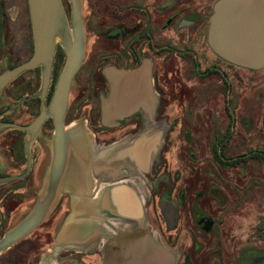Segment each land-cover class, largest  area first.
I'll use <instances>...</instances> for the list:
<instances>
[{
	"label": "flooded vegetation",
	"instance_id": "obj_1",
	"mask_svg": "<svg viewBox=\"0 0 264 264\" xmlns=\"http://www.w3.org/2000/svg\"><path fill=\"white\" fill-rule=\"evenodd\" d=\"M27 1L19 0L20 8ZM94 1L115 14L112 19L103 17L102 32L85 52L70 87L64 117L69 146L65 168L57 180V200L42 223L0 255V264H142L144 260L151 264L152 248L145 247L146 241H142L145 245L138 241L147 235L157 240L158 264H264V253L252 257L244 246L246 240L234 244V230L219 221L218 208H204V199L218 198L217 174L211 168L200 171L199 161L193 159L183 165L182 175H170L165 160L180 135L189 136L186 146L196 150L192 136L201 128L203 105L211 106L221 95L228 105V123L222 134L212 133L213 166L217 171H232L251 161V153L237 157L226 153L234 136V113L229 107L236 67L221 58L208 41L212 16L222 0ZM12 7L10 0H0V75L34 53L33 30L25 54L16 52ZM65 59L64 49L57 45L44 98L42 67L21 73L0 94V153L4 159L0 178L18 176L21 183L18 200L15 191L0 192V239L16 224L12 214L23 219L46 197L54 154V118L48 116L34 135L29 128L49 108ZM113 70L135 73L136 78L119 80L116 110L124 117L108 127L103 123V101L110 99L109 74ZM82 132L90 135L87 148L80 143ZM157 132L166 140L144 176L150 229L138 232L130 230V225L109 224L97 231L98 243L80 244L72 237L60 240L75 200L100 199L108 181L137 180L128 171L123 177L107 179L104 168L95 167L105 156L102 152L115 146L108 155H116L138 136ZM254 152L253 160L264 163V149ZM121 166L132 169L127 161ZM188 171H195L196 176L191 177L200 185L194 191L186 185ZM208 171L211 174L205 175ZM202 172L209 180V191H202ZM60 242L65 247L55 253ZM162 252L173 254V260L167 263L164 256L158 260Z\"/></svg>",
	"mask_w": 264,
	"mask_h": 264
},
{
	"label": "water",
	"instance_id": "obj_2",
	"mask_svg": "<svg viewBox=\"0 0 264 264\" xmlns=\"http://www.w3.org/2000/svg\"><path fill=\"white\" fill-rule=\"evenodd\" d=\"M70 2L72 8L71 33L65 27L66 21L63 20L64 15L61 0H28L34 37V53L26 62L0 75L1 94L4 88L21 73L42 67L43 86L41 96L44 98L50 84L54 53L58 45V43L54 42V27L59 21L64 24L68 40L65 46L60 44L66 56L63 70L59 76L49 108L47 110L44 108L42 115L29 128V132L34 135L40 130L48 116L51 115L54 118V154L46 197L36 205L35 209L26 219L6 232L0 239V255L12 248L42 223L47 217L48 212H50V207L57 200V180L65 168L69 146L64 126L69 91L74 76L82 66L85 57V34L80 5L77 0H71ZM208 41L212 49L221 58L236 66L253 70L264 68V0L220 1L211 19ZM122 77L123 80L127 78L129 81H133L136 78V74L122 73L115 70L110 72V99L103 101V123L108 127L116 125L118 120L124 117L116 110L119 80ZM4 127L17 126L6 125ZM81 134L80 143L87 148L91 144L90 135L85 132ZM164 138L165 136L161 132H157L149 137L140 135L132 143L117 151L116 155L112 154L111 156L108 154L115 146L105 149L102 152L105 155L102 162L95 167L104 168L107 173V179L115 178L118 175L123 177L125 176V172L128 171L132 172L136 177L135 180H137L135 182H127V180L108 181L106 182V190L100 199H93L88 196L78 201L90 198L93 201L100 200L96 206H91H94L97 210H102L111 219L121 217L120 219L136 227L133 231L149 230L144 207L149 192L145 186L146 180L144 176L148 173L153 159L158 158L162 150ZM123 161L129 162L132 165V169L130 170V168L123 166L119 168L120 163H123ZM16 179L18 178L9 179L8 181ZM92 209L88 208V210ZM109 224L114 225L108 221L105 223V226ZM98 238L99 236H94L90 240V243H98ZM143 240L146 241L145 247L150 246L153 250L151 252V264H158L155 256L156 249H159L157 240L150 238L148 235L143 238L138 237L141 245ZM80 244H84V242L80 241ZM64 247L65 243L60 242L54 248V252L58 253ZM163 256L167 263L173 260V254L168 252L160 253L157 259L160 260ZM142 264H145V260Z\"/></svg>",
	"mask_w": 264,
	"mask_h": 264
},
{
	"label": "rangeland",
	"instance_id": "obj_3",
	"mask_svg": "<svg viewBox=\"0 0 264 264\" xmlns=\"http://www.w3.org/2000/svg\"><path fill=\"white\" fill-rule=\"evenodd\" d=\"M13 3L11 8L12 23L16 30V52L24 55L26 43L32 32L31 17L28 6H19V0H10ZM71 0H61L63 20L65 27L72 32V8ZM81 9L85 34V52L92 48L95 36L102 32L101 25L104 16L112 19L115 11L99 5L94 0H77ZM58 45H60L58 43ZM25 47V48H24ZM28 51V50H27ZM235 85L233 97H230L229 111L234 113L233 141L226 150L227 155L237 157L243 154L264 149V68L253 70L235 65ZM228 106L221 95H218L212 105H203V121L201 128L196 135L192 136L193 143H196V150L186 146L189 136L180 135L176 139L173 149L168 150L165 160L170 169V175L180 176L179 172L186 161L196 159L199 161V170H209L219 177L218 198L204 199V208L211 206L218 208V219L225 226L234 230L235 236L231 239L235 245L244 241V246L249 247L250 255L264 253V163L253 160L242 164L234 170L213 166L211 152L212 133L222 134L227 127L225 108ZM188 122V121H187ZM217 135V134H216ZM166 140V139H164ZM165 151V150H164ZM194 155V156H192ZM207 167V168H206ZM178 172V173H177ZM189 179L186 185L189 191H194L200 186L188 171ZM211 174L209 171L205 175ZM190 174V175H189ZM204 183L202 191H209V180L200 174ZM21 184V183H18ZM29 188H27V192ZM229 233V232H228ZM248 239V240H247ZM242 249L241 247L239 248ZM256 251H260L255 253ZM239 254V251L235 255ZM253 258H251L252 260Z\"/></svg>",
	"mask_w": 264,
	"mask_h": 264
},
{
	"label": "crops",
	"instance_id": "obj_4",
	"mask_svg": "<svg viewBox=\"0 0 264 264\" xmlns=\"http://www.w3.org/2000/svg\"><path fill=\"white\" fill-rule=\"evenodd\" d=\"M4 165V159L3 156L0 153V173L3 172L1 169ZM18 178V176H12V177H2L0 178V192H6L7 190L15 191L14 199L18 200L20 198L19 196V188L20 184L18 179L14 181H8L9 179ZM102 197V196H101ZM148 198L146 199L144 203V207L146 205ZM100 200L93 201L90 199H84L82 201L75 200L73 210L72 212L67 216L65 221L63 222L62 228L60 231L59 239H66V238H74L77 239L76 241H82V242H89L97 231L100 230L103 226H105L106 222H112L114 225H130L129 229L134 230L136 227L127 223L125 220L119 218H109L102 210L95 209L94 206L97 205V203ZM94 205V206H91ZM93 208L92 210H88V208ZM146 209V207H145ZM28 214L22 219H18L19 217L15 216V214L11 215V218L16 219V224L8 229H13L16 227L19 223H21ZM148 223V222H147ZM138 228V227H137ZM142 245H145L142 243Z\"/></svg>",
	"mask_w": 264,
	"mask_h": 264
},
{
	"label": "bare ground",
	"instance_id": "obj_5",
	"mask_svg": "<svg viewBox=\"0 0 264 264\" xmlns=\"http://www.w3.org/2000/svg\"><path fill=\"white\" fill-rule=\"evenodd\" d=\"M54 42L55 43H59L63 46L66 45L67 43V37H66V34H65V27H64V24L59 21L56 23L55 27H54Z\"/></svg>",
	"mask_w": 264,
	"mask_h": 264
},
{
	"label": "trees",
	"instance_id": "obj_6",
	"mask_svg": "<svg viewBox=\"0 0 264 264\" xmlns=\"http://www.w3.org/2000/svg\"><path fill=\"white\" fill-rule=\"evenodd\" d=\"M259 158H261V157H259Z\"/></svg>",
	"mask_w": 264,
	"mask_h": 264
}]
</instances>
